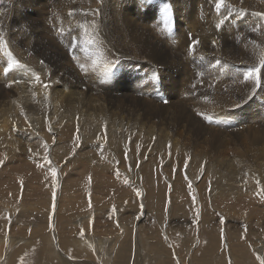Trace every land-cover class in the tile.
Wrapping results in <instances>:
<instances>
[{
	"label": "bare ground",
	"instance_id": "obj_1",
	"mask_svg": "<svg viewBox=\"0 0 264 264\" xmlns=\"http://www.w3.org/2000/svg\"><path fill=\"white\" fill-rule=\"evenodd\" d=\"M52 1L51 3H48L49 6H51L50 8L47 7L48 4L47 6H39L38 3L37 6L30 5L28 7L32 9L27 8L24 10L20 9L22 6L19 5L20 8L16 6L19 3H15L16 5H13L10 9L0 13V34H3L4 39L7 41L8 50L11 51L12 57L20 62L19 67L10 70L8 73H4L3 69L7 67L9 57L6 56L3 51H0V158H2V160H6L8 158L13 159L10 161L6 160L7 163H13L16 166H24L27 164V159L25 158L34 153H36V155L38 154L39 158H42L45 154V149L43 147L45 143L48 145L47 152L49 156H51V160L55 161L59 156H61L57 154V152L61 154L62 151L60 149L64 150V152L65 150L71 151L72 145L69 144V142L73 140L75 141L72 142L74 145L77 141L83 148H85L83 150L84 152L90 153L91 159H86V163L94 162V168L113 167L109 164H105L104 166L97 165L98 160L94 153L100 152V150H98L100 145L99 143V146L93 143L88 144L89 142L94 141V137L104 140L106 125V137L111 142L108 143V147H111L114 144L116 147L115 153H117L119 157H125L123 153H127V151H129L131 153V155L128 154L130 158H134L139 161V165L142 167V178H138L139 182L140 180L143 183L146 182L148 179H145V176L148 175V181H152L151 183L154 184L152 186L161 188V191L163 192V188L165 186H162L163 184H161L162 174L159 170L158 172L156 171V175L155 173L152 174L150 171L151 168H153L151 165H158L160 161V159L155 156L159 150H155L154 148V144L152 143L154 138H156L158 142L156 143L157 148L171 149L172 152L176 151L178 148L182 151H185L186 149H181L180 143L177 139H175L176 143L172 141L170 142L168 139H166L163 143H159V141L162 142V137L167 134L166 126L153 121L151 117L133 113L132 118L134 119L128 123L123 122L121 118H111L110 113L116 112H114V110H110V104L112 106L119 105L117 108L123 109V104L126 103V101H137L142 104L145 109L144 111L147 113H153L152 108L154 107L162 108L167 110L169 121H171V118H178L179 116H177L176 112L181 108L184 109V106L188 105L193 108L197 117H194L187 112L185 115L186 118L203 119L204 116L201 115L203 113L221 120L223 122L222 124H225L224 122L227 121L228 118H239L237 119L238 125L249 122L251 127L254 126L251 125V121L257 122L259 120L258 118H263V120H261L264 122V87L259 92L252 90L249 96L245 98L244 104L246 106V115H243L242 117H240L241 112H239L240 116H238L239 114H237L238 112L235 108L231 110L233 105L238 104L235 100L225 101L223 96H219L220 90H232V92L235 93V88L238 87L242 81L243 84L245 83L246 85L253 84L251 81L244 80V76L242 74H237L236 70L230 67L231 65H229V63L231 61H224L216 68V70L212 71L209 78L205 80L207 81L206 87H208L209 91L214 89L216 91L215 100L217 106H211L207 103V99L213 97V95L210 96V93H208L209 95H205L204 93L207 92L206 90H204L205 92L200 94V96L198 94L199 97H196L195 101L191 96H187L186 98H182V96L179 100L176 99L181 102V104H186L184 106L179 105L180 107L178 108H175L177 106H173L174 108H163L162 105L152 101L151 99H144V97H147L150 94L153 88V82L151 80L152 77L150 78V75L148 76L151 71L150 63L155 64L153 61H158L160 65H166L165 61L157 60L159 55V57L162 55L168 59L171 56H179L182 52H184L186 60L190 62L192 60L193 63H191L194 65L202 64V62L204 64L207 63V55L205 53L207 52L219 57L235 59V61L237 60L236 63H239L241 66L257 64L260 57L264 55V19L257 15V13H264V0H227V5L230 6V10L229 7L226 6L220 9V11H217L215 8V0H211L212 7L216 10V13L211 17V22L207 19H205V23H203L204 21H201L203 24L207 25V29L196 33L195 37H199L200 40L194 48L190 50V52L184 51L183 48L186 47L185 45L193 42L192 39L194 34H191L190 32L193 31V25H196L198 22L197 15L199 11L197 10V7L194 6V2L200 0H173L177 6L176 14H174L177 15L175 19L179 22L177 30L173 32L176 33L177 36L172 34L174 37L171 40L166 38L165 41L167 44L163 43V41L159 44L158 41L152 37V30L156 29V31H158V26L160 24L158 22L161 18L158 19L159 17H154L152 14L146 12L154 9V3H150L148 0L141 1V8L145 11L144 13L141 12L140 7L138 6V0H56V4H53L54 2L52 3ZM0 2L1 4L5 3L4 1ZM125 3L130 4V7L124 6ZM149 3L152 8H150ZM96 10H99L98 14L96 13ZM201 12L204 13V11ZM121 14L125 17V23L127 24H130L131 22L136 25L139 20H142L144 24L143 31L138 29L130 30V32L135 36L131 35V39L127 37V34L126 36H123L124 32L122 25L123 21L120 17ZM137 16L139 18H137ZM224 16H227L228 19L218 29L216 24ZM26 20H31L30 25L15 28ZM55 23L59 25L58 28H55ZM257 24L261 25L260 30L256 32L252 31V28H254ZM170 26H172V24ZM173 27H175V25ZM235 27H242L245 31H247V35L241 38V43L238 42L240 37H233L232 41L236 43L238 42L239 44L237 45L239 46H233L227 42L224 48L220 45L221 42L226 36L232 34ZM43 28H45V30ZM60 29H63V31L61 32ZM146 33L149 34V36H147ZM169 33L170 32H168V34ZM187 33H190L193 36H191V40L188 39ZM28 34H30V36ZM102 34L106 40H104ZM220 36H223V38ZM249 37L252 38V41L250 42L251 46H244V50L246 52L244 53L242 51V41L244 43L245 39H248ZM90 38L94 40V43H86V41ZM163 39L161 38V40ZM158 40L160 39L158 38ZM213 41H215V43H213ZM253 41L255 43H253ZM155 42L159 45L155 44ZM53 45L58 47L56 55L50 53L54 51ZM59 45L61 48L63 47L64 50H62ZM109 46L113 48L117 55H112L108 52ZM143 48L150 51V54L147 55L145 51V53H143L144 56L139 54ZM182 56L184 57V55ZM65 58H69V60L67 61ZM60 59L64 60V63L70 61L71 66L74 68L77 66L79 72L84 75L88 83L91 85L93 84L92 86L104 88L106 86L117 92L120 90L124 91L127 88L116 86L113 80H116L119 75H122L123 78L128 79L131 82L129 84V93L122 97H116L107 95L104 92V94L100 92H93L91 87L86 84L87 82L85 80V82H78L76 77H72L67 71L68 67H60ZM124 59L132 61L136 60V63L133 64L125 62L123 61ZM244 59L246 60V63L243 62ZM41 61L44 63L41 64ZM138 63L139 66H136ZM51 64L60 68L49 69V65ZM108 64L116 65L110 76H106L104 72L105 66ZM81 65H83V67H81ZM171 65H176V62H172ZM73 67L69 68L74 69ZM64 70L67 75L63 73ZM120 70H122L124 74H121ZM61 71L62 73H60ZM186 71L188 72V70ZM160 73L162 74V72ZM167 73L169 75L172 74L171 70ZM37 75L40 77L39 83L35 81V76ZM159 75L160 74L158 73V76ZM197 76L199 78L201 75ZM80 78L82 79V77ZM45 83L49 84L50 87L45 89L43 87V84ZM85 85L87 88L83 87ZM179 85L180 80L178 79L177 85L173 88L177 90ZM199 88L203 87L199 86ZM97 89L95 91H97ZM198 91L203 90L197 89V92ZM133 94H139L143 96V98L134 99V97L129 96ZM234 97H236V95ZM149 98L150 97H148V99ZM241 100H243V98H241ZM156 101L158 100L156 99ZM243 109L245 110V108ZM195 121L200 125L202 124V122L198 119ZM220 126L222 128H228L222 125H216L215 128L218 129ZM235 126L236 125H233V127ZM50 128L51 131L49 130ZM217 129L216 131L219 130ZM245 131L246 130H244V132ZM218 132L220 133V131ZM251 133L254 135L255 140L263 144L264 130L259 131L252 129ZM77 136H79L78 140ZM115 138L117 139L115 140ZM62 141L67 142L68 144ZM80 144L75 146H80ZM85 146H88V148ZM29 149H31V151H29ZM149 150L151 151L149 152ZM255 150L256 153H261L264 156V145L256 147ZM19 151H22L25 154H22ZM139 153V157H135L136 154ZM64 154L66 153H62V155ZM104 154L107 155V152ZM4 156L6 158H4ZM106 157H111V154ZM40 160L42 162L45 161L44 157ZM34 161L35 159L32 163H34ZM110 161L113 163V160L110 158H108L106 162L108 163ZM216 161L218 162L217 164L211 163L207 160L204 153H191L183 160L177 161L176 164L179 163L180 166L185 165L187 167L189 170L187 173L188 177L191 176L192 170L190 171V167L193 166H204V171L201 170L202 174L212 169L214 172L222 170L225 177L221 176L222 179L217 186H230L228 182L232 181L230 179L231 175L235 176L246 165L235 160L233 157L226 158L224 156H220L216 159ZM260 167L261 166L257 167V171H260ZM154 169L156 170L157 168L154 166ZM154 169H152L153 172L155 171ZM40 172L43 173L42 178L44 180L51 181L52 175L49 170H41ZM134 177L135 176H133V178ZM257 181L258 180H255L254 182H247V184H241V186L243 188L257 189V183L255 184ZM232 182L235 183L234 181ZM254 185L256 186L254 187ZM259 186L258 189H260ZM145 193L147 196V192ZM143 202L144 205L147 204L144 199ZM26 205L25 208H21V206L19 209L14 208L12 211L8 210L7 207L1 208L0 206V218L3 220V224L5 225V231L12 225L13 228L17 227L16 225L21 227L26 226L23 228L19 227V229L21 231V235H27L22 237H20V235L19 237L12 236L13 238L11 239L10 236L8 240L6 238V243L3 241L5 238L0 239V264H18V261H20V264L21 262L22 264H42V262H37L39 257H44L45 260L47 258L50 264H57V262H60L59 264H90L89 262L79 263L73 260V262L65 260L63 257L66 255L63 252L66 251L70 253H72V251H77V254L93 252L96 258L99 257V262L101 261L103 258L101 257L102 254L105 255L102 243H95L90 238L83 240L82 238L76 237L73 239L69 238L67 234L62 233L66 230V228L73 229L74 227L90 222L92 216H90L86 222L83 220L78 224L76 216H67L65 218L63 216H59L60 218L58 219L56 217L54 218V216L50 218V215H45L42 217V220L36 218L35 221L33 220L34 222L29 223H24L23 221L16 222L18 221L17 219L12 220L10 218V215L15 210L16 212L14 216L16 217H18V215H20V217L22 215L24 216L25 213L36 212V208H30V211L28 209L29 205ZM70 209L72 210L73 207H70L69 210ZM22 211H24V213H22ZM3 212L5 213L3 214L2 219L1 216ZM135 213L137 214V212ZM27 217L28 216L26 215L24 216V218ZM18 219L20 220V218ZM50 219H52V224L50 223ZM57 228L61 232L60 235L58 234ZM40 230H42V232H40ZM11 233L13 235L15 234L14 231ZM213 236L215 237V240L218 238L217 234H213ZM60 250L61 253L59 252ZM126 251L128 250H125L124 252ZM204 251L202 250V252ZM205 252H208V250ZM242 252L247 254L245 249H242ZM249 252L250 255H252L251 257L255 256L252 254L251 249H249ZM262 253L263 252L260 251V256H262ZM77 256L82 257V255ZM53 257H55L58 261H51V259L54 260ZM84 257L85 256H83V259Z\"/></svg>",
	"mask_w": 264,
	"mask_h": 264
},
{
	"label": "rangeland",
	"instance_id": "obj_2",
	"mask_svg": "<svg viewBox=\"0 0 264 264\" xmlns=\"http://www.w3.org/2000/svg\"><path fill=\"white\" fill-rule=\"evenodd\" d=\"M0 1H4L6 3H2V5L0 2L1 13L18 3L19 4L16 6L19 7L20 5L22 7L19 8L25 10L30 5L37 6L38 3L39 6H47V4L51 3L52 0ZM141 1L142 0H138V6L140 7L141 12L144 13L145 11L141 8ZM148 1L150 3H154V9L146 12L152 14L154 17H159L158 19L161 18L158 22L161 24V26L160 24L158 26V31L160 33L156 31V29H153L152 37L156 39L159 44H161L162 41L167 44L165 41L166 38L171 40L174 36H177L176 33H173L177 30L179 22L175 19L177 15H174L176 14L177 6L173 0ZM55 2L56 0L52 1L53 4L57 3ZM20 3L23 4L21 5ZM150 3L149 6L152 8ZM129 5L130 4H124L126 7H130ZM165 5H168L169 7L166 9ZM3 6L6 7L4 8ZM194 6L197 7V10H199L197 15L198 22L196 25H193V31L190 32L191 34H194L193 36L195 37L196 33L207 29V25L203 23H205V19L211 22V17L216 13V10L212 7L211 0L196 1L194 2ZM47 7L50 8L51 6L48 4ZM201 11H204V13ZM169 13H173L171 14L173 17H171ZM120 17L123 21V36H126L127 34V37L131 39V35L134 36V34L131 33L130 30L138 29L143 31L144 24L142 20H139L136 25L131 22L130 24H127L125 23L126 19L122 14ZM137 18L139 17L137 16ZM171 20L174 21L172 22ZM201 21L204 22L202 23ZM30 23L31 20H26L15 28L27 26L30 25ZM171 24L172 26H170ZM174 25L175 27H173ZM49 26L51 27L50 24ZM58 27L59 25L55 23V28ZM43 29L45 30V28ZM168 32L170 33L168 34ZM190 33H187L189 40L193 37ZM172 34L174 36H172ZM28 35L30 36V34ZM245 35H247V31H245L242 27H235L232 34L226 36L224 38V40L226 39L225 42L223 40V43L221 42L220 45L225 48L228 42L229 44L236 46L239 44L238 42L241 43V38ZM147 36H149V34H147ZM102 37L104 38L103 34ZM194 37L192 41H196L197 38V41L200 40L199 37ZM220 37L223 38V36ZM233 37H240V39H238V42L236 43L232 41ZM158 38L160 40H158ZM161 38L164 39L161 40ZM104 40L106 39L104 38ZM251 41L252 38L250 37L245 39L244 43L242 41V51L244 53H246L244 46L250 47ZM158 43L155 42V44ZM185 46L186 47L183 48L184 51L190 52V50L193 49V42ZM59 47L61 48L60 45ZM57 49L58 47L53 45L54 51L50 53L56 55ZM61 49L64 50L63 47ZM144 51L147 55L150 54V51L145 50L144 48L141 52H139V54L144 56ZM108 52L112 55H117L111 46H109ZM205 53L207 55L208 62L205 64L202 62V64L194 65L192 64L193 62L190 58L189 59L192 63L186 60L184 52H182L179 56H171L168 59L162 55L159 57V55L157 60L165 61L166 65H160L158 61H153L156 65L150 63L151 71L148 76L150 75L149 77H152L151 80L153 82V88L150 94L147 97H144V99H151L152 101L162 105L163 108H174L175 106H177L175 108H178L180 107L179 105H186L181 104V102L178 101L180 97L183 96L182 98H186L187 96H191L195 101L196 97H199L200 94H203L205 92L204 90H206L207 92L204 93L205 95H209L208 93H210V96L213 95V97L207 99V103L211 106H217L215 100V89L212 90V92L209 91L208 87H206L207 81L205 80L209 78L210 73L216 70V68L224 61H231L229 63V65H231L230 67L234 68L237 74L242 75L247 68L252 65L241 66L239 63H236L237 60L235 61V59L219 57L207 52ZM182 55H184V57ZM65 59H67V61L69 60V58ZM123 61L133 64L136 63V60L132 61L124 59ZM217 61H219V63H217ZM172 62H176V65H171ZM243 62L246 63V60L244 59ZM59 63L60 67H68V73H70L72 77H76L78 82L86 81L84 75L79 72L78 67L76 66V68H74L71 66L70 61L64 63V60L60 59ZM136 66H139V63ZM60 67H55L54 64L49 65V69H59ZM69 67H73L74 69ZM167 70H171L172 74L169 75L167 73L169 71ZM186 70H188V72ZM120 71L121 74H124L122 70ZM160 72H162V74ZM60 73H62V71ZM63 73L67 75L65 70ZM158 73L160 74L159 76ZM197 75L201 76L198 78ZM80 77H82V79ZM263 77L264 69L261 77V79H263L261 80V87L256 88L255 92H259L264 87ZM178 79L180 80V85L177 90H175L173 87L177 85ZM113 80L116 86L126 87L127 89L117 92L106 86L105 88L92 86L93 84L91 85L87 81L86 84L91 87L93 92H100L102 94L105 93L116 97H122L129 93V84L131 82L128 79L119 75L116 80ZM199 86L205 88H199ZM83 87L87 88L86 85ZM136 87L138 88L137 85ZM253 87L254 84L246 85L245 83L243 84L242 81L239 86L235 88V93L232 92V90H220L219 96H223L225 101L235 100L238 104L233 105L231 110L235 108L238 112L237 114H239L238 116H240L239 112H241L240 117H242L243 115H246L244 100L252 92ZM96 89L97 91H95ZM197 89L203 91L197 92ZM235 95L236 97H234ZM129 96L134 97V99L143 98V96L139 94ZM148 97L150 98L148 99ZM241 98H243V100H241ZM156 99L158 101H156ZM118 106L119 105H109L110 110H114V112H116L110 113L111 118H121L123 122L128 123L134 119L132 118L133 113L151 117L153 121L166 126L167 134L162 137V142L159 141V143H163L166 139L170 142L172 141L176 143L175 139H177L180 143L181 149H186L185 151H182L178 148L176 151L172 152L171 149L157 148L156 143L158 142L156 138H154L152 142L154 144V148L155 150H159L155 156L159 158L160 161L158 165L152 164L151 167L153 168H151L150 171L152 174L155 173L156 175V171L158 172L159 170L162 174V178L160 177L162 181L161 184H163L162 186H165L163 188V192L161 191V188L152 186L154 184L151 183L152 181H148V175L145 176V179H148L146 182L143 183L141 180L139 182L138 178H142V167L139 165V161L134 158H130L129 155H131V153L129 151H127V153H123L125 157H119L118 154L115 153L116 147L114 144L113 146L108 147V143L111 142L107 138L106 140H101L94 137V141H91L88 144L93 143L97 146L100 145L98 148L100 152L94 153L98 160L97 165L104 166L105 164H109L113 167L94 168V162L86 163V159H91L90 153L84 152L83 150L85 148H83L77 141L75 145L80 144V146H75L74 143H72L75 142L73 140L69 142V144L72 145L71 151L65 150L64 152V150L60 149L62 151L61 154L58 152L57 154L61 156H59L55 161L51 160V156H49L48 152L45 153L49 156L51 165H49L46 161L42 162L40 160L43 159L45 154L42 158H39L36 153L29 155L25 158L27 159V164L24 166H16L13 163H7V161L13 159L8 158L6 159L7 161L4 159L3 164L0 165L1 208L7 207L8 210L12 211L14 208L19 209L21 206V208H25L26 204L30 206L26 205L29 210L30 208H36V212L24 214V216H28L27 218H24L23 215L21 217L20 215H18V217L14 216L16 210L12 212L10 215L12 220L17 219L18 221L16 222L23 221L24 223L34 222L36 218L42 220L43 216L50 215V218L54 216V218L56 217L58 219L60 218L59 216H63L64 218L67 216H76L78 224L83 220L86 222V220L92 216L90 222L84 224L85 226L81 225L74 227L73 229L66 228V230L62 233L67 234L69 238L74 239L79 237L83 240L90 238L95 243H102L105 255L102 254L101 257L103 258L100 261L101 263L99 262V257L96 258L93 252L80 254H77V251H72V253L68 251L63 252L66 255L63 258L69 261L73 260L79 263L89 262L90 264H259L257 256H260V251L263 252L262 256L264 255V246H262L264 245V197L258 195L257 193L261 188H264V156L261 153H256L255 149L258 146L264 145V142L262 144L255 140L251 130H264V122L262 121L263 118H258L259 120L257 122L251 121V125H254L252 127L249 122H245L243 124L241 123V126L238 125L237 119L239 118H228L227 121L224 122L225 124H222L223 122L217 118H213V122H209L204 118H186L185 115L187 112L194 117H197L193 108L186 105L188 107L184 106V109L181 108L179 109L180 111L178 110L176 112L177 116H179L178 118H171V121H169L167 110L162 108L154 107L152 108L153 113H147L144 111L145 109L142 104L137 101H126V103L123 104V109L117 108ZM243 108H245V110ZM196 119L200 120L202 124H198L195 121ZM216 125H222L228 128H222L220 126L218 127V130L215 128ZM233 125L236 126L233 127ZM216 129L220 131V133L216 131ZM244 130L246 131L244 132ZM116 139L117 138H115V140ZM64 143L68 144L67 142ZM85 147L88 148V146ZM151 150H149V152ZM19 152L25 154L22 151ZM105 152H107L108 156L111 154V157H106L107 155L104 154ZM62 153L66 154L62 155ZM191 153H204L207 160L214 164L218 163L216 161L218 157L224 156L226 158L233 157L235 160L246 165L238 174L235 176L231 175L230 179L235 183L229 181L228 183L230 186H217L222 179L221 176L225 177L222 170L214 172L212 169L202 174L201 170L204 171V166H193L190 167V171L192 170V172L191 176L188 177L187 173L189 170L187 167L185 165L180 166L179 163L176 164L177 161L183 160ZM139 155L140 153L136 154L135 157H139ZM4 158L6 157L4 156ZM108 158L113 160V163L111 161L107 163L106 161ZM34 159L35 161L32 163ZM60 159L63 160L61 161ZM0 160H2V158H0ZM41 164L43 167L38 166ZM154 166L157 168L156 170L154 169ZM259 166H261L260 171H257V167ZM51 167H55L57 169L55 182L52 180L53 178L51 181L44 180L42 178L43 173L40 172L41 170H49L50 172ZM152 169L155 171L153 172ZM133 176H135V179ZM255 180L260 182V186L256 184L257 182H255L257 186L254 185V187L256 186L257 189L243 188L241 186V184H247V182H254ZM125 181H127V183ZM189 184L191 187H189ZM258 186L260 189H258ZM145 192H147V196ZM137 193H139V195ZM143 199L145 203L148 204H145L147 206L144 205ZM70 207H73V209L69 210ZM135 212H137V214ZM4 213L5 212L2 213V219ZM22 213H24V211H22ZM18 218H20V220ZM0 222V239L5 238L3 240L5 243L10 236V239L13 238L12 236H27L21 235V231L19 229L21 226L16 225L17 227H14V229L12 225L5 231V225L3 224V220H1V218ZM50 223L52 224V219H50ZM12 231L15 232L14 235L11 233ZM57 231L60 235L61 232L58 228ZM40 232H42V230H40ZM82 232L83 235H81ZM213 234L218 235L216 240ZM245 243H248L247 246ZM248 248L251 249L252 254L255 256L251 257L252 255H250ZM242 249H245L247 254H244ZM125 250L128 251L124 252ZM202 250H208V252H202ZM59 252L61 253V250ZM77 255H82V257ZM83 256H85L84 259ZM53 258L54 260L51 259V261H58L55 257ZM37 262L50 264L48 259L46 258L45 260L44 257H39ZM59 263L57 262V264ZM18 264H20V261H18Z\"/></svg>",
	"mask_w": 264,
	"mask_h": 264
},
{
	"label": "snow or ice",
	"instance_id": "obj_3",
	"mask_svg": "<svg viewBox=\"0 0 264 264\" xmlns=\"http://www.w3.org/2000/svg\"><path fill=\"white\" fill-rule=\"evenodd\" d=\"M228 6L227 5V0H215V8L217 11H220V9L224 8ZM167 7H169L168 5H165V8L167 9ZM229 10H230V6ZM99 10H96V13L98 14ZM71 14V13H70ZM258 16H260L262 19H264V13H257ZM228 19L227 16H224L223 18H221L219 20V22L216 24V27L219 29L224 23L225 21ZM261 25L257 24L254 28H252V31L256 32L260 30ZM60 31L62 32L63 29H60ZM86 43L91 44L94 43V40H92L91 38L86 41ZM198 43V41H193V48L194 46ZM213 43H215V41H213ZM253 43H255L253 41ZM0 51H3L4 54L6 56L9 57L8 63H7V67H5L3 69L4 73H8L10 70L19 67L20 66V62L19 60L15 59L14 57H12V53L10 50H8V44L7 41L4 39L3 34H0ZM41 64H43L44 62L41 61ZM217 63H219V61H217ZM115 64H108L105 66L104 72L106 76H110L112 73L113 68H115ZM81 67H83V65H81ZM262 69H264V55H262L259 59V62L257 64H254L252 66H249L247 68V70L244 72L243 76H244V80L246 81H252L254 84L253 87V91L256 90V88L261 87V77H262ZM35 81L36 82H40V77L37 75L35 76ZM10 86V85H9ZM43 87L45 89L49 88L50 85L45 83L43 84ZM204 116V119L209 121V122H213V117L210 115H206V114H201ZM51 131V128L49 129ZM106 125H105V137L104 139L106 140ZM79 139V136H77V140ZM44 149H45V153L47 152V148L48 145L47 143H45L43 145ZM29 151H31V149H29ZM44 160L51 165V161L49 160L47 154L44 155ZM0 164H3V160H0ZM40 167H43V165H38ZM50 172L53 178V181L55 182L56 176H57V169L55 167H51L50 168ZM127 183V181H125ZM259 181H257V184L259 185ZM189 187H191V185L189 184ZM139 195V193H137ZM258 195L264 197V188H261L260 191L257 193ZM198 214V213H197ZM81 235H83V232L81 233ZM257 259L259 260V264H264V256H257ZM22 264V262H21Z\"/></svg>",
	"mask_w": 264,
	"mask_h": 264
}]
</instances>
